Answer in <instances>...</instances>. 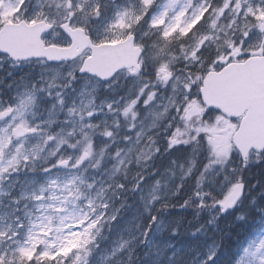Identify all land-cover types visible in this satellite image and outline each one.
Here are the masks:
<instances>
[{"label": "rangeland", "instance_id": "rangeland-1", "mask_svg": "<svg viewBox=\"0 0 264 264\" xmlns=\"http://www.w3.org/2000/svg\"><path fill=\"white\" fill-rule=\"evenodd\" d=\"M209 10L211 12L208 13ZM22 21L28 25L42 21L52 24L54 32L43 37L44 43L51 46L68 43L65 35L58 30L64 23L83 29L97 45L118 43L134 35L136 42L133 45L141 47L140 42L148 39L145 58L158 64L163 77L169 75V69L174 68L179 60L185 62L186 69L196 66L199 51L205 40L207 43L210 38L214 39L218 51L225 49L218 60L226 56L233 59L248 53H264V0H0V29L7 22ZM139 25L142 29L136 36L132 30ZM6 59L0 60V68L8 63ZM84 59L82 56L54 66H48L45 61L36 62L43 67L40 74H45L49 83L65 79L59 74L53 75L48 69L61 68L65 74L71 71L73 76L67 80L71 85L60 93V97L80 82L74 91L75 100L66 101V123H61L59 113L65 96L57 101L53 99L43 117L48 129H43L37 137L15 141L12 135L5 143L4 129L12 133L19 123L29 126L35 119L38 121L40 104L44 103L46 96L42 98L28 89H22L17 92L12 107L4 105L0 98V112L8 108L13 112L6 121L0 119V209H3L0 211V264H29L31 261L36 264H113L119 245L133 236L143 239L147 245L169 243L182 246L185 264H201L204 255L213 254L217 247L215 241L208 240L206 229L195 236L196 242L178 245L165 237L170 223L164 217L147 236L150 225L148 214L155 207H160L161 203L157 202L162 197V189H174L176 183L175 186L183 185L188 175H185L184 168L178 174L174 170L171 174L165 173L161 180L145 177L155 155L153 153H156L158 133L168 137L175 117L169 128L154 129L156 114L147 113L141 107L143 100L134 109L137 113L135 118L132 114L125 116L123 109L127 101L135 96L138 84L121 74L117 75L119 80L114 89L103 93L101 88L99 93L104 96L101 101L94 102L97 94L93 96L91 89L96 77L77 75ZM204 66L205 63H200L197 68L202 70ZM183 70L180 68L177 73L181 77L177 87L181 92L184 91V84H188L189 88L184 93L185 104L178 105L176 112L182 111L184 118L192 121L202 108L198 96L191 94L194 81L189 80L190 76L182 73ZM122 79L129 80L124 94L119 88ZM120 113L123 127L131 133L124 149L111 152L114 167L105 179H100L93 170L102 162L105 149L99 151L97 141L113 138V129L119 127L117 117ZM53 126H58L57 131L47 134ZM233 128L232 123L215 115L205 127L207 132L204 135L208 137L198 141L203 146L207 144L213 150L224 152L230 147L229 136ZM174 134L177 135L176 132ZM195 135L198 136L196 132ZM46 138L49 141H45ZM72 139H75L74 144H70ZM67 145L72 153L61 156L60 151ZM85 153L89 158L83 161ZM13 157H16L17 165H13ZM65 161L69 163L62 166ZM50 162L53 165L45 169L44 176L36 172ZM127 169L130 172L125 179L128 183L125 188L116 179ZM135 169L139 174H135ZM28 171L38 176L28 175L18 186L19 173ZM135 178L139 182L143 180L145 197L136 192L137 187L132 181ZM224 183L228 184V180ZM12 190L20 193L19 200L13 203L11 200L4 206L2 199ZM181 190L177 187L175 192ZM120 197L133 199L134 205L127 214H121L125 203L117 207ZM18 201L22 203L20 215H16ZM241 206L242 202L237 208ZM109 225H112V232L103 244L101 234ZM247 227L249 235L241 249L245 262L264 264V210Z\"/></svg>", "mask_w": 264, "mask_h": 264}, {"label": "water", "instance_id": "water-1", "mask_svg": "<svg viewBox=\"0 0 264 264\" xmlns=\"http://www.w3.org/2000/svg\"><path fill=\"white\" fill-rule=\"evenodd\" d=\"M65 30L74 45L80 44L81 31ZM48 31L49 27L41 23L33 26H27L23 22L16 25L6 24L0 32V53L8 54L17 61L44 58L60 62L69 51H61L55 47L45 48L40 36ZM132 40L130 38L118 44L101 46H92L87 41L85 44L91 48L93 54L85 62L82 72L106 78L112 77L120 69L133 66L137 62L139 51L132 47ZM201 93L202 100L208 107L227 117H242L239 129L234 135V144L243 159L251 150L264 151V58L230 64L219 72L209 73ZM240 194L241 187H238L224 208H230Z\"/></svg>", "mask_w": 264, "mask_h": 264}, {"label": "clouds", "instance_id": "clouds-1", "mask_svg": "<svg viewBox=\"0 0 264 264\" xmlns=\"http://www.w3.org/2000/svg\"><path fill=\"white\" fill-rule=\"evenodd\" d=\"M133 42L135 43L136 41L134 40ZM139 64V68L133 67L132 69L125 68L118 70L125 79L130 78L138 84L135 96L127 101L123 113L125 116L132 114L133 118H135L137 113L134 109H136V106L143 100L141 107H144L147 113L156 114V119L153 121L154 129L163 130L169 128V125L172 123V118L175 117L176 127L171 129L168 133L169 144L166 151L170 152L174 148L181 146L188 150V155L185 158V163L187 165L185 175H187L193 171L197 164L192 155L197 139L193 131L195 120L187 121L182 111L179 113L176 112V107L185 104L186 96L184 93L187 92L189 85L184 84V91L181 92L177 87V82L181 80V77L177 74L179 69L170 68L169 75L167 78H164L159 72L158 64L150 63L145 58L143 50L141 51ZM149 69H151V74L147 75L146 73L149 72ZM47 71L51 72L53 75L59 74L63 76L65 82L73 76L71 71L65 74L61 68H50ZM113 76H115L116 79H113V77L98 78L95 84L92 85L91 91L93 96L98 94L101 88H103L104 91L113 90L114 85H116L119 80L116 73H113ZM188 79L191 80V77H188ZM91 106L92 102L90 100L89 107ZM12 115V109L8 108L0 112V119L6 121L7 118ZM177 128L184 136L188 137L187 139L181 138V144H173L170 142L172 133L175 132ZM12 135H14V133H10L8 129H4L5 143L7 142V137ZM158 151L159 149L157 148L155 152ZM12 163L13 165L18 164L16 157L12 158ZM204 167L206 168L207 164H205ZM159 186V181H157L156 187L158 188ZM155 198L154 196L153 199ZM149 202L151 203V201ZM227 211V209L218 210L217 220L226 215ZM175 234L174 230L173 235ZM97 235H99V231H97ZM222 246V244L218 245L215 252L211 255L205 254L201 264H215L220 255ZM181 248L182 246L170 245L169 243L147 245L143 239L133 236L125 241V243L119 245L113 264H185ZM232 264H237V260L234 259Z\"/></svg>", "mask_w": 264, "mask_h": 264}, {"label": "trees", "instance_id": "trees-1", "mask_svg": "<svg viewBox=\"0 0 264 264\" xmlns=\"http://www.w3.org/2000/svg\"><path fill=\"white\" fill-rule=\"evenodd\" d=\"M119 140L115 144H118ZM205 160L209 162L208 158H205ZM235 161L236 170L243 175L247 184V190L250 192L247 203H249V208L251 209L247 211L237 210L232 213L231 217L225 218V216H222L217 220V211L213 209L210 202L208 203L209 199H206L207 202L203 204L201 201L202 194L200 195L198 190L194 188H190V190L188 188L178 196V198L182 200L181 205H173L177 201V198L172 205L164 208V211H170L173 214L182 212V215L176 216L179 220V230L182 234H187V232L194 229L201 220H206V222L212 224L213 232L219 245H223L219 255L222 259L218 264H232L234 259L237 260L238 254L235 251L232 239L238 236V232L241 230V224H243L244 220L254 215V205H251V200H255L264 206V155L252 162L246 170L242 167L237 155ZM206 162L203 161L204 166L207 164ZM208 168L210 167L208 166ZM201 191L202 190H200V192Z\"/></svg>", "mask_w": 264, "mask_h": 264}]
</instances>
